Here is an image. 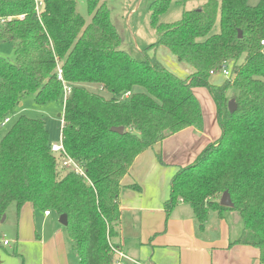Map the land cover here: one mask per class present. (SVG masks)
<instances>
[{"label": "trees", "instance_id": "trees-1", "mask_svg": "<svg viewBox=\"0 0 264 264\" xmlns=\"http://www.w3.org/2000/svg\"><path fill=\"white\" fill-rule=\"evenodd\" d=\"M172 1L151 3L158 37L135 59L120 49L103 0H85L88 24L73 0H0V42L13 43L15 56L0 57V125L24 95L38 105L62 100V146L85 174L62 167L64 155L51 152L44 121L18 117L0 137V225L13 204L17 215L25 204L66 215L79 264H114L122 179L145 150L186 128L203 129L194 89L204 88L221 135L172 177L166 215L182 202L203 229L211 212L220 219L235 213L240 234L230 246L257 248L264 264V0L253 7L207 0L174 23H159ZM159 47L193 73L182 79L168 71L154 55ZM226 64L231 77L212 84L210 73ZM64 85L71 89L66 98ZM223 193L233 208L219 205Z\"/></svg>", "mask_w": 264, "mask_h": 264}, {"label": "crops", "instance_id": "crops-1", "mask_svg": "<svg viewBox=\"0 0 264 264\" xmlns=\"http://www.w3.org/2000/svg\"><path fill=\"white\" fill-rule=\"evenodd\" d=\"M192 73L191 68L187 77ZM199 89H194L196 99ZM220 135V129L209 128L203 119L202 130L192 127L181 130L135 158L120 184L119 235L114 244L123 257L116 256V261L120 264H260L257 248L230 246L240 234L238 220L230 223L232 212L224 214L223 219L211 212L203 229L189 205L180 202L169 215L165 212L172 177L180 168L192 164ZM13 212L12 237L6 246L0 235V264H79L65 227L52 220L51 213L45 215L30 204H25L18 215L16 208Z\"/></svg>", "mask_w": 264, "mask_h": 264}, {"label": "rangeland", "instance_id": "rangeland-1", "mask_svg": "<svg viewBox=\"0 0 264 264\" xmlns=\"http://www.w3.org/2000/svg\"><path fill=\"white\" fill-rule=\"evenodd\" d=\"M39 1V0H38ZM41 1V0H40ZM76 3L77 13L85 20L86 24L90 22V15L85 0H73ZM155 0H103L104 4L110 11L111 21L121 36L120 49L128 52L135 59L141 58V51L147 46L153 44L158 37L155 28L152 27L150 18L151 3ZM207 0H174L167 11L159 17L158 22L170 24L178 21L183 12L198 9L206 3ZM260 0H247V4L251 7L258 4ZM219 31V24L216 22L212 33ZM159 48L156 59L168 70L177 74L178 77L185 79L191 70V67L185 63H180L167 50L162 54ZM167 51V52H166ZM0 57L14 62V45L9 42H0ZM210 81L214 85H220L225 81L224 76H211ZM136 92L142 91L141 88H135ZM106 98H111L110 94L104 93ZM197 100L201 105L204 125L207 122L209 128H217L219 126L216 121L215 107L210 99L207 91L200 88L197 91ZM63 113V101L50 102L45 105L35 103L33 95H24L20 104L15 109L13 117L9 118V122L0 125V137H3L12 127L18 117H27L29 119L44 121L46 129L49 132L50 139L53 143H59L61 134V115ZM219 200V199H218ZM8 211V220L0 225V235L3 241L9 242L11 239V229L14 222L13 211L15 205H11ZM52 220L57 222L58 216L51 213ZM239 220L237 215L233 213L230 223Z\"/></svg>", "mask_w": 264, "mask_h": 264}, {"label": "built area", "instance_id": "built-area-1", "mask_svg": "<svg viewBox=\"0 0 264 264\" xmlns=\"http://www.w3.org/2000/svg\"><path fill=\"white\" fill-rule=\"evenodd\" d=\"M40 7H41V2H36V11H37V13H39ZM5 20H6V18H0V25L3 24L5 22ZM261 44H264V42H261ZM210 74H211V76L217 75L214 72H211ZM218 74H221L226 79H229L231 77V74H230V71L228 69V65L226 64ZM58 79L61 80V71L60 70H58ZM70 91H71L70 87H68L67 85H64V87H63L64 98H66L68 96ZM127 96H128V94L125 95V97H127ZM8 122H9V119H5L2 124H6ZM61 123H63V122L61 121ZM51 152L52 153H61L62 155H64V159H63V162H62V167L70 169L72 172H74L75 174H77V175H79L81 177H85V174H84L82 168H80L72 159H70L65 154L63 146H62L61 134H60V138H59V143L51 145ZM44 214L45 215H49V212L46 211ZM2 244L4 246H6L8 244V242L7 241H3ZM114 253H115V256L123 257V255L118 253L116 250H114ZM114 264H120V263L118 261H115Z\"/></svg>", "mask_w": 264, "mask_h": 264}, {"label": "water", "instance_id": "water-1", "mask_svg": "<svg viewBox=\"0 0 264 264\" xmlns=\"http://www.w3.org/2000/svg\"><path fill=\"white\" fill-rule=\"evenodd\" d=\"M239 37H241V32H239ZM228 109L230 113H233L236 110V104L233 101L228 103ZM61 117V116H60ZM114 133L121 134L123 132V128H112ZM219 205L223 208H233V204L228 193H223L219 199ZM6 216H3L1 220V224L4 223ZM58 222L63 227L67 226V217L66 215L59 216Z\"/></svg>", "mask_w": 264, "mask_h": 264}]
</instances>
